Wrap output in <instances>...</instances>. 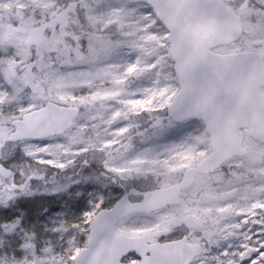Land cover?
I'll list each match as a JSON object with an SVG mask.
<instances>
[{
  "label": "snow or ice",
  "instance_id": "6c2138e0",
  "mask_svg": "<svg viewBox=\"0 0 264 264\" xmlns=\"http://www.w3.org/2000/svg\"><path fill=\"white\" fill-rule=\"evenodd\" d=\"M0 264H264V0H0Z\"/></svg>",
  "mask_w": 264,
  "mask_h": 264
}]
</instances>
